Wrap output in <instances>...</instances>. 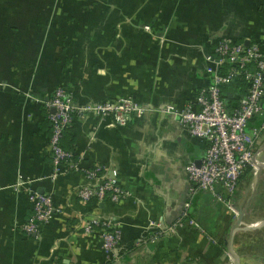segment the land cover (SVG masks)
<instances>
[{"label": "crops", "instance_id": "crops-1", "mask_svg": "<svg viewBox=\"0 0 264 264\" xmlns=\"http://www.w3.org/2000/svg\"><path fill=\"white\" fill-rule=\"evenodd\" d=\"M221 38L264 43V0H0V264H234L230 248L239 264H255L263 227L249 225L264 218V170L238 181L243 224L232 235L238 215L199 191L190 214L204 232L185 226L145 241L151 220L181 213L185 167L206 147L163 108L183 107L208 83L204 54ZM57 87L76 106L130 96L147 108L124 127L75 116L61 140L80 170L114 174L122 200L80 201V170L52 177L44 104ZM225 92L233 105L243 86ZM256 152L264 157V135ZM32 191L50 193L55 207L37 235L22 230ZM92 214L121 224L113 257L81 232Z\"/></svg>", "mask_w": 264, "mask_h": 264}, {"label": "built area", "instance_id": "built-area-1", "mask_svg": "<svg viewBox=\"0 0 264 264\" xmlns=\"http://www.w3.org/2000/svg\"><path fill=\"white\" fill-rule=\"evenodd\" d=\"M144 29L148 30L149 27L145 26ZM263 46L262 40L249 41L248 44L229 38L216 40L211 51L204 54L208 83L183 107L168 104L163 108L164 113L175 118L188 134L204 141L206 147L199 164L190 162L185 167L189 187L181 213L167 225L151 220L149 224L155 229L145 241L155 242L159 236L175 234L185 226L204 232L190 214L193 199L199 191H208L216 201L239 216L233 206V197L241 175L247 166L254 174L264 170V157L256 152L264 135ZM238 84L243 86V93L232 105L231 96L226 94L225 89ZM45 106L49 109L47 119L51 128L48 150L54 167L52 177L80 170L73 152L63 149L60 144L63 130L73 123L75 116L94 113L101 121L124 127L147 112L146 107L130 96L76 106L64 87L55 88L45 101ZM51 108H54L53 113L50 112ZM252 121L255 122L254 126H250ZM80 171L85 182L74 191L80 201L118 202L127 196L115 175H109L101 165L95 164ZM30 203L31 214L22 225V230L28 235H37L40 227L54 213L55 207L50 193L32 191ZM263 220L250 224L261 227ZM241 224L243 220L238 228ZM80 229L84 234L96 233L104 254L114 256V249L121 240L119 221L111 216L92 214L83 221Z\"/></svg>", "mask_w": 264, "mask_h": 264}, {"label": "rangeland", "instance_id": "rangeland-1", "mask_svg": "<svg viewBox=\"0 0 264 264\" xmlns=\"http://www.w3.org/2000/svg\"><path fill=\"white\" fill-rule=\"evenodd\" d=\"M262 227L263 228H262V232H261V237H260V240H259V245L260 246H258L259 247V251H258L259 254L257 255L258 259H255L256 260L255 264H264V225ZM254 247H255V250H256V246H254ZM250 251H251V249L248 251V253ZM257 260H258V262H257ZM250 264H252V263L250 262Z\"/></svg>", "mask_w": 264, "mask_h": 264}, {"label": "water", "instance_id": "water-1", "mask_svg": "<svg viewBox=\"0 0 264 264\" xmlns=\"http://www.w3.org/2000/svg\"><path fill=\"white\" fill-rule=\"evenodd\" d=\"M245 44H248V42L245 43ZM50 112L53 113V112H54V108H51V109H50ZM258 173H259V171L256 172V174H258ZM242 218H243V211H240V212H239V216H238V218H237V220H236L234 226L232 227L231 235L234 233V231H236V230L238 229V225H239L240 223H242ZM263 223H264V220H263ZM249 226L251 227V225H249ZM231 237H232V236H231ZM230 255H231L232 258L234 259V264H239V262L237 261L236 254L231 250V248H230Z\"/></svg>", "mask_w": 264, "mask_h": 264}, {"label": "trees", "instance_id": "trees-1", "mask_svg": "<svg viewBox=\"0 0 264 264\" xmlns=\"http://www.w3.org/2000/svg\"><path fill=\"white\" fill-rule=\"evenodd\" d=\"M44 105H45V104H44ZM45 111H46V113H47V115H48V113H49V109H47L46 106H45ZM47 115H46V120H45V122H46V124H47V127H48L50 133H51L50 123H49V121H48V119H47ZM68 127H69V126H68ZM68 127H66V128L63 130V132H62V136H61V138H60V144H61V147H62V148H63V146H62L61 140H62V137H63V133H64V131H65ZM63 149H65V148H63ZM65 150H67V151H72L71 149H65ZM72 152H73V151H72ZM73 154H74L73 158L75 159V158H76V155H75L74 152H73ZM251 171H252L251 167H250V166H247V167L245 168V170H244V173H249V172H251Z\"/></svg>", "mask_w": 264, "mask_h": 264}, {"label": "bare ground", "instance_id": "bare-ground-1", "mask_svg": "<svg viewBox=\"0 0 264 264\" xmlns=\"http://www.w3.org/2000/svg\"><path fill=\"white\" fill-rule=\"evenodd\" d=\"M260 223H256V225H259ZM247 226H248V224H247Z\"/></svg>", "mask_w": 264, "mask_h": 264}]
</instances>
